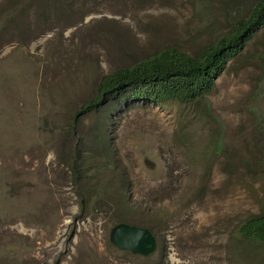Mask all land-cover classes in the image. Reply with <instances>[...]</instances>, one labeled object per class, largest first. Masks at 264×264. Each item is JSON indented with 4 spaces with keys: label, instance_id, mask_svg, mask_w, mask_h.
Masks as SVG:
<instances>
[{
    "label": "rangeland",
    "instance_id": "1",
    "mask_svg": "<svg viewBox=\"0 0 264 264\" xmlns=\"http://www.w3.org/2000/svg\"><path fill=\"white\" fill-rule=\"evenodd\" d=\"M254 1L0 0V264H264L236 231L264 191V28L196 103L74 116L102 75L194 54ZM118 220L155 250L113 245Z\"/></svg>",
    "mask_w": 264,
    "mask_h": 264
},
{
    "label": "trees",
    "instance_id": "2",
    "mask_svg": "<svg viewBox=\"0 0 264 264\" xmlns=\"http://www.w3.org/2000/svg\"><path fill=\"white\" fill-rule=\"evenodd\" d=\"M263 28L264 0H255L246 15L235 17L224 34L194 54L166 47L131 66L102 75L95 94L79 106L74 116L102 112L114 97L157 104L196 103L212 92L227 61L240 58L249 41ZM260 205V210L244 218L236 231L243 240L264 245V191Z\"/></svg>",
    "mask_w": 264,
    "mask_h": 264
},
{
    "label": "water",
    "instance_id": "3",
    "mask_svg": "<svg viewBox=\"0 0 264 264\" xmlns=\"http://www.w3.org/2000/svg\"><path fill=\"white\" fill-rule=\"evenodd\" d=\"M109 239L119 249L144 256L152 253L157 244L156 237L148 228L123 221L112 226Z\"/></svg>",
    "mask_w": 264,
    "mask_h": 264
}]
</instances>
